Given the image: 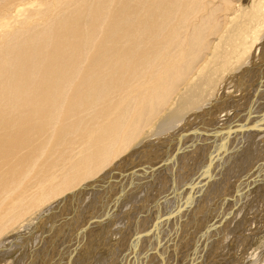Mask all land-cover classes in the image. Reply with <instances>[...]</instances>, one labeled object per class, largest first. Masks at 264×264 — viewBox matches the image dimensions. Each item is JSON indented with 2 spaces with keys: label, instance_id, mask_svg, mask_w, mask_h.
<instances>
[{
  "label": "bare ground",
  "instance_id": "bare-ground-1",
  "mask_svg": "<svg viewBox=\"0 0 264 264\" xmlns=\"http://www.w3.org/2000/svg\"><path fill=\"white\" fill-rule=\"evenodd\" d=\"M261 181L264 0H0V247L43 218L71 264L106 219L94 264L223 263Z\"/></svg>",
  "mask_w": 264,
  "mask_h": 264
},
{
  "label": "rangeland",
  "instance_id": "rangeland-1",
  "mask_svg": "<svg viewBox=\"0 0 264 264\" xmlns=\"http://www.w3.org/2000/svg\"><path fill=\"white\" fill-rule=\"evenodd\" d=\"M176 161V160H175ZM180 161H179V159H178V162H175V164L177 163H179ZM175 164L173 163V166H175ZM177 166V165H176ZM171 170H172V167H171ZM237 170V169H236ZM168 171V170H167ZM164 173L162 172V175H163ZM155 177L157 178V179H160V178H162L160 175H155ZM263 186H262V185ZM261 187V188H260ZM263 187V188H262ZM259 189V191H261V190H263V192H262V194L264 195V183L261 181V183H260V185H259V187H258ZM89 192L91 193V195L92 196H94L96 193V196H95V201L97 202L95 205L97 206L98 205V208H101L100 207V205L98 204L99 202H98V200L100 199V198H102L103 200H102V202L104 203V199H105V192H102L101 191V189L100 188H98L96 191H91V190H89ZM94 192V193H93ZM87 193V192H86ZM86 193H84L83 194V196H82V198L83 197H86V196H88V193L86 194ZM143 193V192H142ZM259 193V192H258ZM100 194V195H99ZM140 194V193H139ZM262 194H260V196L262 195ZM86 195V196H85ZM97 195H99V196H97ZM104 196V197H103ZM264 198H261V200H263ZM103 207V206H102ZM79 208V207H78ZM55 209V211L53 212L54 214L52 215V216H54L55 214H58V211L60 212L61 210H62V208H60V207H55L54 208ZM60 209V210H59ZM68 209V208H67ZM117 209H119V208H117ZM85 210V209H84ZM57 212V213H56ZM58 215H60L61 217H57L55 220H52L51 218H52V216H51V220H52V224H50L49 225V228H51V226H54V225H58V222H59V220L61 221V219L60 218H62V216H63V213L61 214V213H59ZM118 216V214L117 215H115V217H117ZM81 217V216H80ZM40 220H42L43 218H39ZM39 219H37L36 221H35V223L32 225L33 227H30V228H32L30 231H26V233L25 232H23L22 234H16L13 238H9V240H8V243L7 244H5V245H11L10 247H8V249H6V247L5 248H3V247H0V251H2L3 249H5V251H8V252H10V253H14L15 255H14V257L16 256V257H18V258H20V257H22L21 259H23V264H32V262H33V264H35V262L34 261H37V263L36 264H38V262H39V264H40V262H42V260L41 259H44V257H45V255H43L42 253V249H40V248H42V245L45 243H43V242H41L40 241V239L42 238V235H40L39 237L38 236H36V235H38L40 232H41V230H39V232L37 233V232H35V235L34 234H32V232H33V229H34V227L35 226H37V225H39V222H40V220ZM238 219V218H237ZM51 220H49V221H51ZM58 220V221H57ZM36 223H38V224H36ZM111 223L112 222H107V220L105 219V222H102L101 224H99V225H97V227L95 228L96 230H93L92 232H90V234H88V235H86V237L84 238V240H83V242H82V244L80 243L79 244V249L77 250V252L74 254L75 256H79V258L81 259H83V261L82 260H79V258L78 257H75L74 255H73V259H74V261H76V262H71V264H94V263H92V260H93V256L97 253L96 251H99V248L100 247H103L102 245H108L107 247H109V244L107 243V242H105V239L106 238H108L109 237V235H112V231L114 230V227H116V226H113V224L111 225ZM237 224H236V227L227 235V237H231L232 238V240L229 242V247L226 249V253H225V256H223L224 254L223 253H221V257H223V259H224V262L223 263H220L219 262V259H218V262H215V260H212L211 261V264H241V260L242 259H244L246 256H248V255H251V256H254V255H256V253H257V251H259L261 248H263L264 247V205H263V207L262 208H259V209H257L256 211H255V214H253L252 216H251V220H249V223H246L245 222V219H240V220H238L237 222H236ZM43 224H45V227H47L48 226V222L47 223H43ZM106 224V225H105ZM110 226H109V225ZM247 224H249V227L245 230V225H247ZM116 225V224H115ZM105 226V227H104ZM44 227V228H45ZM100 227H102V228H100ZM98 228H100V229H98ZM106 228V229H105ZM113 228V229H112ZM97 229H98V232H97ZM103 229V230H102ZM108 229V230H107ZM111 231V232H110ZM27 232H29V233H27ZM102 232V233H101ZM25 233V234H24ZM34 233V232H33ZM72 232H70V234H71ZM105 233V234H104ZM97 234V235H96ZM107 234V235H106ZM34 235V236H33ZM93 235V237H89V236H92ZM103 235V238H101V236ZM28 236V237H27ZM70 236V235H69ZM106 236V237H105ZM17 237V238H16ZM23 238V239H22ZM37 238H39V239H36ZM105 238V239H104ZM13 239V240H12ZM29 239V240H28ZM43 239V241H44V238H42ZM93 239V240H92ZM109 239V238H108ZM11 240L13 241V242H11ZM23 240H24V242H23ZM36 240V241H35ZM97 240H100V241H97V243H95ZM107 240V239H106ZM110 240V239H109ZM29 241H30V243H29ZM31 241H34V243L33 242H31ZM37 241H39V242H37ZM85 241V242H84ZM88 241V242H87ZM104 241V242H103ZM239 242V248L237 249V247H236V245H237V243ZM15 242H17V243H15ZM20 242V243H19ZM90 242V243H89ZM235 242H237L236 244H235ZM11 243V244H10ZM19 243V244H18ZM21 243H23V244H21ZM26 245H25V244ZM28 243V244H27ZM31 243H33V244H31ZM86 243V245H83V244H85ZM31 244V245H30ZM37 244V245H36ZM90 244V245H89ZM98 244V245H97ZM17 245H18V247H17ZM22 245V246H21ZM30 245V246H29ZM34 245H36L35 247H34ZM15 246V252H14V250H11L10 251V249H13V247ZM44 246V245H43ZM128 246H129V243H128ZM20 247V248H19ZM37 247H39V248H37ZM46 247V249H44L43 251H44V254L45 253H47L48 252V249H47V245L45 246ZM83 247V248H82ZM85 248H87V249H85ZM91 248V249H90ZM39 249H40V251H39ZM89 249V250H88ZM126 249H127V247H126ZM18 250H20V251H18ZM32 250V251H31ZM36 250H38V252L39 253H41L42 255L40 256V254L38 253V252H34V251ZM92 250V251H91ZM95 250V251H94ZM91 251V252H90ZM94 251V252H93ZM112 251V252H111ZM19 252H21V253H19ZM33 252H34V254H33ZM86 252V253H85ZM90 252V253H89ZM92 252H93V254H92ZM17 253V254H16ZM23 253V254H22ZM24 253L25 254H27V255H24ZM31 253V254H30ZM37 253V254H36ZM78 253V254H77ZM109 253V254H112L113 253V249L112 248H110L109 250H107L106 249V252H105V258H107V259H110V258H108L109 256H106L107 254ZM38 254H39V256H38ZM92 254V255H91ZM30 257H29V256ZM33 257H32V256ZM36 256V257H35ZM87 256V257H86ZM26 257H28V260H30V262L27 260V258ZM38 257V259H35V258H37ZM67 257V256H66ZM90 257H92V258H90ZM98 257V255L97 256H95V258H97ZM24 258H25V261H24ZM35 260H34V259ZM77 259H78V261H77ZM34 260V261H33ZM245 260H246V258H245ZM109 261V260H108ZM29 262V263H28ZM58 262H60V261H58ZM86 262V263H85ZM14 264V263H13Z\"/></svg>",
  "mask_w": 264,
  "mask_h": 264
},
{
  "label": "clouds",
  "instance_id": "clouds-1",
  "mask_svg": "<svg viewBox=\"0 0 264 264\" xmlns=\"http://www.w3.org/2000/svg\"><path fill=\"white\" fill-rule=\"evenodd\" d=\"M253 259H255V258H253Z\"/></svg>",
  "mask_w": 264,
  "mask_h": 264
}]
</instances>
